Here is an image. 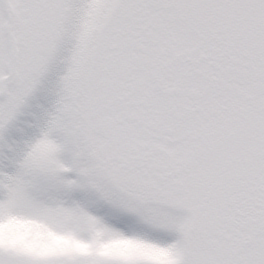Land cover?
<instances>
[{
	"label": "snow or ice",
	"instance_id": "6c2138e0",
	"mask_svg": "<svg viewBox=\"0 0 264 264\" xmlns=\"http://www.w3.org/2000/svg\"><path fill=\"white\" fill-rule=\"evenodd\" d=\"M0 264H264V0H0Z\"/></svg>",
	"mask_w": 264,
	"mask_h": 264
}]
</instances>
